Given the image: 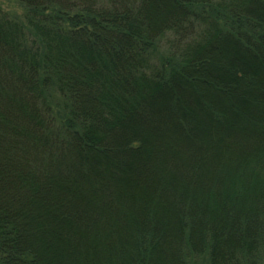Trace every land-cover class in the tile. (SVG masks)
Returning <instances> with one entry per match:
<instances>
[{
  "label": "trees",
  "instance_id": "1",
  "mask_svg": "<svg viewBox=\"0 0 264 264\" xmlns=\"http://www.w3.org/2000/svg\"><path fill=\"white\" fill-rule=\"evenodd\" d=\"M0 8V264H264V0Z\"/></svg>",
  "mask_w": 264,
  "mask_h": 264
},
{
  "label": "rangeland",
  "instance_id": "2",
  "mask_svg": "<svg viewBox=\"0 0 264 264\" xmlns=\"http://www.w3.org/2000/svg\"><path fill=\"white\" fill-rule=\"evenodd\" d=\"M0 8L13 17H20L23 15L22 7L12 0H0Z\"/></svg>",
  "mask_w": 264,
  "mask_h": 264
}]
</instances>
